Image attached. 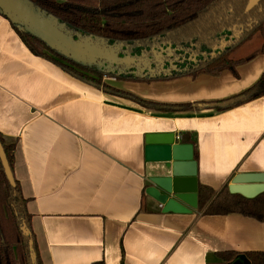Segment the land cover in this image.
<instances>
[{
    "label": "crops",
    "instance_id": "crops-1",
    "mask_svg": "<svg viewBox=\"0 0 264 264\" xmlns=\"http://www.w3.org/2000/svg\"><path fill=\"white\" fill-rule=\"evenodd\" d=\"M263 45L264 27L231 53L237 75L115 86L157 104L227 102L260 80ZM0 134L17 142L14 177L42 264H222L223 252L264 254V222L188 206L164 213L146 194L145 158L147 135L174 134L193 145L198 189L219 193L238 174L264 175V96L229 108L147 109L33 55L0 14Z\"/></svg>",
    "mask_w": 264,
    "mask_h": 264
},
{
    "label": "trees",
    "instance_id": "trees-1",
    "mask_svg": "<svg viewBox=\"0 0 264 264\" xmlns=\"http://www.w3.org/2000/svg\"><path fill=\"white\" fill-rule=\"evenodd\" d=\"M36 6L55 16L77 34L103 38L110 44L149 46L154 39L167 38L178 48L196 49L199 53H216L201 68L156 79L112 76L97 68L78 65L50 50L42 41L31 36L24 28L13 25L14 30L33 53L45 58L75 79L106 94L130 99L140 106L162 112H182L201 108H229L254 101L264 96V73L260 80L241 95L222 103L165 105L148 102L104 82V78L119 81L152 82L182 76L196 77L200 72L210 74L225 69L235 71L238 62L230 59L231 53L250 40L257 32H263L264 0L251 13L245 10L249 0H30ZM0 14L2 12L0 11ZM5 17V16H4ZM245 29L220 53L215 52L234 28ZM227 35V36H226ZM264 53V45L261 49ZM225 105V106H224ZM224 106V107H223ZM0 141L14 174L17 142H9L0 134ZM14 188L8 181L0 159V264H33L29 241H34L37 264H42L36 236L32 228V216L28 212V200L20 183L15 179ZM199 211L207 216L239 214L264 222V193L254 199L232 195L229 187L219 193L207 186H199ZM26 224L31 237L22 232ZM222 264H233L240 257L249 264H264V254L248 253L240 256L235 252L218 254ZM103 264V263H96Z\"/></svg>",
    "mask_w": 264,
    "mask_h": 264
},
{
    "label": "water",
    "instance_id": "water-1",
    "mask_svg": "<svg viewBox=\"0 0 264 264\" xmlns=\"http://www.w3.org/2000/svg\"><path fill=\"white\" fill-rule=\"evenodd\" d=\"M262 1L249 0L245 13H251ZM0 11L11 24L24 28L53 52L83 67H94L112 76H125L133 69L130 74L141 79L173 76L171 69H163L157 75L154 74L157 69L152 70L151 64L147 63L154 60L158 63L154 49L150 53L152 58L148 57L149 60H146L145 53L140 57L131 56L128 45L110 44L103 38L77 34L30 0H0ZM173 51L171 45L167 50L163 49L164 53L168 52L169 59L173 57ZM143 64L145 68L141 70ZM173 68V72H176L177 68ZM145 71L147 73L143 75ZM145 143L148 182L146 194L160 204L164 213L189 214L191 209L197 210L199 207L197 162L194 160L193 145L176 143L174 134H149ZM0 159L8 181L15 188V177L1 141ZM229 192L232 195L254 199L264 193V175L238 174L229 185ZM21 230L25 236L31 237L26 224ZM29 247L32 263L37 264L32 239L29 241Z\"/></svg>",
    "mask_w": 264,
    "mask_h": 264
},
{
    "label": "flooded vegetation",
    "instance_id": "flooded-vegetation-1",
    "mask_svg": "<svg viewBox=\"0 0 264 264\" xmlns=\"http://www.w3.org/2000/svg\"><path fill=\"white\" fill-rule=\"evenodd\" d=\"M245 29L242 27L241 30H238L236 27L233 29L232 33L230 32L228 36L226 37L225 41L221 43V45L217 48H215V52L220 53L223 49H226L235 39H239L241 35L244 33ZM171 45L172 51H173V57L167 58L168 52L164 53V50H167L168 47ZM129 53L131 56H141L143 53L146 55V60H149L152 58V55L150 53L153 51V49L156 51L157 55L156 58L158 63H155L156 60L152 61L151 63L147 61V63L151 64L152 70H156L154 73L157 75L160 71L164 70H172L173 75L178 73L187 72L193 69L201 68L205 63L209 62L211 58H214L216 53L211 54H204L199 53L196 49H184V48H178L173 46L167 38H161V39H154L153 42L149 46L142 47V45L138 46H129ZM170 52V51H169ZM122 57V55H120ZM172 63V65H171ZM150 67V65H149ZM173 67L177 68L176 72H173ZM144 64L140 67V69H144ZM131 71L127 72L128 75H125L126 77H134L130 73ZM147 71L143 73L145 75ZM142 74V73H141ZM168 76V74H167ZM164 77V76H162ZM149 78V77H146Z\"/></svg>",
    "mask_w": 264,
    "mask_h": 264
},
{
    "label": "rangeland",
    "instance_id": "rangeland-1",
    "mask_svg": "<svg viewBox=\"0 0 264 264\" xmlns=\"http://www.w3.org/2000/svg\"><path fill=\"white\" fill-rule=\"evenodd\" d=\"M104 82L116 87L117 86L116 84H118L119 82H123V81L116 80L115 78H104Z\"/></svg>",
    "mask_w": 264,
    "mask_h": 264
}]
</instances>
